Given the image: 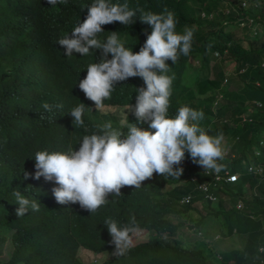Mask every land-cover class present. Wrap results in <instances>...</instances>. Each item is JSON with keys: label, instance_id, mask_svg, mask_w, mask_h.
I'll return each mask as SVG.
<instances>
[{"label": "trees", "instance_id": "trees-1", "mask_svg": "<svg viewBox=\"0 0 264 264\" xmlns=\"http://www.w3.org/2000/svg\"><path fill=\"white\" fill-rule=\"evenodd\" d=\"M221 1L108 0L112 4L127 3L132 10L157 14L171 11L178 20L176 32L193 29L189 55H181L175 64L167 62L168 74L175 77L168 114L175 116L184 105L202 110L200 126L211 136L222 133L228 137L233 156L218 163L229 172L238 171V179L208 187V192L217 197L215 208L210 207L204 193L194 188L195 180L188 179L190 175H195L196 180L204 179L209 174L185 152L178 166L183 168L179 179L154 173L139 188L125 186L120 196L109 195L107 204L90 213L78 203L58 204L52 194V188L58 185L43 177L32 178L35 153L78 150L83 136L100 130L87 109L91 107L90 113L98 117L99 111L109 115L113 107L128 108L135 104L136 89L146 86L140 77L118 82L101 109H95L94 102L79 89L88 65L100 61L101 50L66 57L58 40L83 22L94 0H66L56 6L48 5L46 0H0V228L10 231L11 244L1 264H85L77 254L79 246L95 253L112 250L98 264H210L211 251L206 242L177 238L182 230L195 235L202 226L208 233L209 224L223 235L243 236L240 246L217 254L218 264H264V251L258 249L264 248V220L247 214L255 215L264 209V0H249L245 12L237 8L239 16L247 15L252 24L257 23L246 46L234 35L236 14H224ZM254 2L259 6L254 7ZM200 11L206 14L200 16ZM209 12H213L210 17ZM140 15L137 11L129 26L119 22L102 25L98 38L103 42L111 32H117L126 48L138 52L151 33ZM224 17L229 19L227 24H222ZM247 30L243 28L241 38L247 36ZM213 50H217L219 60L213 65V75L199 74ZM190 57L197 64L187 76ZM107 58L111 59V54ZM226 59L233 62V77L222 69ZM233 81L237 88L228 87ZM45 102L53 106L51 111L41 107ZM80 102L86 105L83 126H77L70 115ZM242 115L246 117L243 120ZM109 116L115 119L117 111ZM129 120L149 130L147 122L138 123L135 116ZM251 163L261 166L260 174L246 171ZM24 172L29 173L28 179ZM14 190L39 203L40 210H29L25 216L17 217ZM186 193L191 199L180 201ZM195 200H200L205 211L189 222L184 217H190L189 213L196 209ZM238 200L244 209L235 207ZM109 217L121 225L135 218L132 245L123 256L113 254L115 245L110 243L111 236L104 225ZM138 230L146 231L147 237L135 240ZM5 232L0 230V245L6 239Z\"/></svg>", "mask_w": 264, "mask_h": 264}, {"label": "clouds", "instance_id": "clouds-1", "mask_svg": "<svg viewBox=\"0 0 264 264\" xmlns=\"http://www.w3.org/2000/svg\"><path fill=\"white\" fill-rule=\"evenodd\" d=\"M46 3L56 6L58 3H66V0H46ZM137 11L141 12L140 21L151 27V33L147 35L138 52L133 53L131 48H126L117 32H111L103 42L98 38V34L103 32L102 25L119 22L129 26L134 22L133 17ZM214 11L217 13L219 8ZM209 13L212 15L213 12ZM177 23L178 20L171 11L165 10L157 14L139 9L132 10L127 3L121 5L109 3L108 0H94V3L87 7L83 22H78L70 34L58 40V45L63 47L66 57L73 56V53L86 56L90 54V50H101L100 61L88 65L86 76L78 85L85 97L94 102L95 109L104 107V101L111 98L118 82L131 77L142 78L146 87L136 89L135 104L129 105L128 110L133 112L138 123L147 122L149 129L143 130L137 124H130L126 120L125 133L121 128H114L109 121L99 126L97 133L83 136L78 150L70 148L65 152H36V171L32 178L38 180L43 177L45 181H54L58 186L52 188V194L58 204L78 203L82 209L92 213L108 203L109 195L120 196L121 188L125 186L139 188L141 183L151 179L154 173L179 179L183 168L178 166L185 159V152L194 163L202 166L204 173L209 174V177L204 179L196 180L195 175H190L188 179L195 180L194 188L201 190L210 202L216 201L217 197L213 192H208V187H213L220 181L234 182L238 179L239 172L233 171L237 173V179L224 180L223 171L229 170L218 161L233 156V153L225 149L222 133L211 136L200 126V121L204 119L202 110L184 105L179 107L175 116L168 114L175 77L174 74H168L170 66L167 62L175 64L181 55L188 56L194 35L191 28H185L182 34L176 32ZM109 54L111 59L107 58ZM41 107L45 111H51L53 106L45 102ZM85 108L86 105L80 102L70 111L77 126L84 125ZM249 165L258 164L251 163L246 166L247 172L257 174L247 169ZM214 172L222 173V178L216 181ZM24 178L28 179L29 173L24 172ZM200 183H205L207 189L202 190ZM207 193L213 198H209ZM12 195L18 205L15 210L17 217L25 216L29 210H40L39 203L26 198L20 191L14 190ZM185 195L189 196V201L191 195ZM185 195L179 200L187 202L182 200ZM235 207L245 208L240 200L235 203ZM263 210L255 215L247 214L263 221ZM104 225L111 236L110 243L115 245L113 254L125 255L132 245L131 233L136 230L135 218L128 224L121 225L109 217L105 219ZM195 234L203 237L200 230ZM217 237L219 235L213 239ZM82 248L92 251L83 246H79L78 250ZM260 251H264V248ZM109 252L111 250L96 254H100L101 259L109 256Z\"/></svg>", "mask_w": 264, "mask_h": 264}, {"label": "rangeland", "instance_id": "rangeland-1", "mask_svg": "<svg viewBox=\"0 0 264 264\" xmlns=\"http://www.w3.org/2000/svg\"><path fill=\"white\" fill-rule=\"evenodd\" d=\"M259 5L256 4L257 7ZM253 7V8H254ZM244 34L243 29L235 27V31H234V35L236 38H238L240 41V43H242V45H247L246 44V40L247 38H250L251 34H247V36L242 37ZM215 62H219L218 60V55H214L212 53V55H209L208 60L205 64V66L202 68V70L200 71L199 74L204 75L207 74L209 76L213 75V70H214V64ZM189 65H187V76L192 74L193 70H194V66L197 64L196 59L194 57H190L189 58ZM222 69L224 71H227V73L229 74L230 77H233V62L230 59H226L225 62L222 63ZM226 73V74H227ZM185 77V75H184ZM238 84L236 82H231L230 84H228L229 88H237ZM218 98V97H217ZM216 98V99H217ZM219 99V98H218ZM92 108L90 107L89 109L86 110V113L88 114V116L93 119L95 122H97L100 126H102L104 123L111 121L113 124L114 128H121L123 129V131L125 133H127V124H126V120L129 123L130 120L129 118L132 116H135L133 114L132 111H129L128 108L124 107L123 109H121V107H118L117 110L115 109V107H113V111L109 112L108 114L110 115L112 112L117 111V116L115 119H111V117L109 115H107V112H98V117L93 116L90 113V110ZM106 110H108V108H106ZM125 117V119H123ZM228 137H224V147L226 150H228ZM230 152V150H229ZM165 187H167V185H165ZM216 201H212L209 203V206L212 208H215L216 206ZM194 206H195V210L191 211L189 213L190 217H184L187 221L191 222V218L192 220L197 218V216L199 214H203L204 213V208L201 206V202L200 200H195L194 201ZM207 231L208 233H206L204 226H202V228L200 229V233L203 235V237H200L201 235L198 234V236L200 237H196L192 232H185V231H180L177 234V238L180 239V241L183 242H187L190 241L192 242L195 239V242L198 241L199 239L203 242H206V246H209L210 248V264H218V253L222 252V251H226L231 247H237L240 246L242 241H243V236L239 235V234H232V235H223V233L219 232V230H217L215 228L214 225H210L207 226ZM185 227L183 226V229ZM0 230L2 232H5V229L0 228ZM9 233L10 231L5 232V236L6 239L5 241L0 245V264L2 263L3 260H5L8 257V254L10 252L11 249V244L9 241ZM216 235H219V237L214 238ZM135 240H141L143 238H145L147 236V233L145 231H141L139 233H136L135 235ZM207 238V239H206ZM115 250L113 249V252ZM112 253V250L111 252ZM108 253V254H109ZM78 256L79 258L86 264H98V262L102 259H100L101 255L100 254H96L92 251L86 250V249H79L78 250ZM229 264H231V262H228Z\"/></svg>", "mask_w": 264, "mask_h": 264}, {"label": "built area", "instance_id": "built-area-1", "mask_svg": "<svg viewBox=\"0 0 264 264\" xmlns=\"http://www.w3.org/2000/svg\"><path fill=\"white\" fill-rule=\"evenodd\" d=\"M222 4L224 5V9L222 10L224 14H229V13H232L234 12L236 15H235V21L236 22V25L240 28H244V27H247L248 28V34H251L254 33L257 29V23L256 24H252V18L248 17L247 15H240L237 13V8L242 10V12H245L246 11V8L249 4V0H222ZM256 2H254V6H256ZM200 15L201 16H204L205 13L203 11L200 12ZM208 16H211V13H208ZM228 22L227 19H223L222 20V23L223 24H226ZM213 54L214 55H217L218 52L216 50L213 51ZM227 73V72H225ZM226 78L224 77L223 78V81H225ZM257 104H259L258 102H256ZM246 117L244 115H242L241 119H245ZM255 153H257V150H255ZM247 169L249 171H252V172H255L257 174H259L261 172V167L259 165H249L247 167ZM224 172V180L226 181H234L237 179V173L236 172H227L226 170L223 171ZM223 174L222 173H215L214 172V179L216 181L220 180L222 178ZM199 187L202 189V190H205L207 189V185L205 183H200L199 184ZM207 196L209 198H213L211 194H208L207 193ZM188 195H185L182 197V200L183 201H187L188 200ZM264 199V196L262 197ZM261 215L264 217V210L261 212ZM258 249L260 250L261 247H258Z\"/></svg>", "mask_w": 264, "mask_h": 264}]
</instances>
